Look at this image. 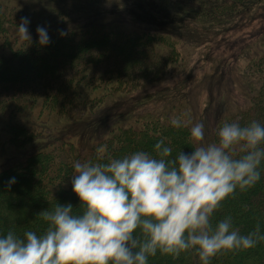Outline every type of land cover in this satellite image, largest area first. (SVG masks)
Returning <instances> with one entry per match:
<instances>
[{
    "label": "trees",
    "instance_id": "trees-1",
    "mask_svg": "<svg viewBox=\"0 0 264 264\" xmlns=\"http://www.w3.org/2000/svg\"><path fill=\"white\" fill-rule=\"evenodd\" d=\"M15 1L0 0V161L15 160L0 168V231L39 233L44 223L36 214L42 209H50L55 202H68L74 211L80 210L70 184L74 161H103L136 150L151 152L157 140L170 145L172 155L180 148L190 152L195 145L188 134L189 124L171 126L172 118L192 120L189 112L176 111L171 116L165 112L140 113L132 121L127 113L119 118L122 124H115L107 135L104 130L98 131L88 148L61 134L52 141L51 120L70 118L80 112L92 115L96 110L94 124L105 123L104 117L109 118L103 106L106 98L117 91L142 88V78L156 80L164 65L175 58L177 40L166 24L127 27L121 22L81 20L92 14L86 6L96 10L94 16L103 12L106 7L102 4L107 0H35L30 6L20 3L22 0ZM160 1L168 4L167 0ZM259 1L180 0L175 4L174 19L183 14V18L198 23H216L221 17L246 11L250 6L256 10ZM128 2H142L156 14L154 4L148 0ZM158 13L166 14L161 19L169 16L165 11ZM21 17L29 20L30 44L21 41L15 31ZM38 25L47 27L50 43L45 46L36 43ZM61 31L63 36L59 35ZM255 44L258 49L253 46L249 54L252 60L243 62L240 69V77L248 81V91L253 94L252 101L237 116L236 122L242 125L252 120L264 124V38ZM243 53L239 61L245 60ZM164 119L166 123L161 125ZM232 119L224 114L216 128ZM8 149L20 150L22 154L9 156ZM12 177L15 182L8 186ZM227 215H231L233 226L242 234L257 222L264 230V165L261 179L250 189L237 190L225 198L213 220ZM149 264L200 262L189 250L176 257L157 252L149 258ZM210 264H264V242L246 250L221 251L211 258Z\"/></svg>",
    "mask_w": 264,
    "mask_h": 264
},
{
    "label": "clouds",
    "instance_id": "clouds-1",
    "mask_svg": "<svg viewBox=\"0 0 264 264\" xmlns=\"http://www.w3.org/2000/svg\"><path fill=\"white\" fill-rule=\"evenodd\" d=\"M28 25L21 17L15 31L30 44ZM35 32L38 45L50 43L46 26ZM170 124H191L190 152L180 148L172 155V147L157 140L151 152L74 161L70 184L80 210L55 202L36 214L44 223L39 233L0 231V264H149L157 252L176 257L189 250L200 264H210L221 251L264 242L259 222L242 234L231 215L213 220L225 198L261 179L264 124L224 122L211 143L204 142L203 122L172 118Z\"/></svg>",
    "mask_w": 264,
    "mask_h": 264
},
{
    "label": "rangeland",
    "instance_id": "rangeland-1",
    "mask_svg": "<svg viewBox=\"0 0 264 264\" xmlns=\"http://www.w3.org/2000/svg\"><path fill=\"white\" fill-rule=\"evenodd\" d=\"M128 1L107 0L102 4L106 7L103 12L94 16L92 14L96 10L86 6L91 9L92 14L81 20L121 22L127 27H139L147 23L154 27L158 23L162 26L166 24L177 40L174 46L178 51L175 58L164 65L156 80L142 78V88L129 89L124 93L117 91L106 98L103 106L109 118L104 117L105 123L94 124L97 119L96 110L92 115L80 112L70 118L51 120L49 138L53 141L55 136L61 134L88 148L95 141L98 131L104 130L107 135L108 130L115 124H122L119 118L127 113H130L128 120L132 121L140 113L165 112L171 116L176 111L185 114L189 112L191 123L203 122L204 142H214L219 118L226 114L233 117L231 122L236 121L241 110L252 101L253 94L248 91V81L240 77V69L242 71L243 62L252 60L249 54L253 46L258 49L255 42L258 43L264 38V0L259 1L256 10H251L250 6L246 11H235L221 17L219 22L205 24L183 18V14L179 19H174L177 17V13H173L175 4L180 0H167V5L160 0H148L154 4L152 9L156 14L148 11L149 5ZM184 1L190 3L192 0ZM17 2L16 0L14 3ZM32 2L35 0H22L20 3L30 6ZM159 10L169 14L167 19H161L166 14H159ZM241 52L246 57L243 61H239ZM165 123L164 119L161 125ZM7 154L19 157L22 153L20 150L8 149ZM12 160L7 158L0 161V168L15 161Z\"/></svg>",
    "mask_w": 264,
    "mask_h": 264
}]
</instances>
